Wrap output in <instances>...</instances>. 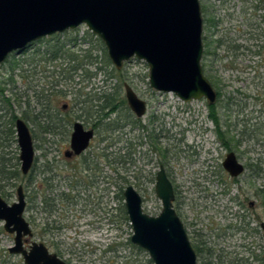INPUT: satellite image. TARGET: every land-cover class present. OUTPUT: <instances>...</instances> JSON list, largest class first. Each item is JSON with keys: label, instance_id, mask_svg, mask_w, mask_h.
I'll return each instance as SVG.
<instances>
[{"label": "rangeland", "instance_id": "obj_1", "mask_svg": "<svg viewBox=\"0 0 264 264\" xmlns=\"http://www.w3.org/2000/svg\"><path fill=\"white\" fill-rule=\"evenodd\" d=\"M200 3L201 63L220 94L214 105L228 146L219 139L206 99L186 102L173 92L155 90L148 64L136 57L118 69L86 25L43 37L0 64V195L11 204L18 187L25 193L27 186L15 114L28 124L35 149L34 239L67 263L154 264L148 251L131 241L123 193L133 185L144 211L158 215L163 206L155 191L156 174L163 166L175 191L174 207L195 250L201 251L198 264H258L255 255L264 249V0ZM126 84L147 104L140 118L126 101ZM106 95L114 103L126 102L106 115L108 109L101 107ZM75 121L98 125L79 161L64 155ZM229 151L246 166L237 181L223 168ZM102 153L107 156H96ZM86 158L95 164L88 192L74 187L73 174ZM56 170L60 187L40 192L45 177ZM81 190L91 194L88 205L75 199ZM62 192L73 202L60 199ZM45 194H58L52 215L41 209ZM245 214L249 233L238 230L246 227ZM13 245L14 234L0 221V264H24L21 255L9 252Z\"/></svg>", "mask_w": 264, "mask_h": 264}, {"label": "water", "instance_id": "obj_2", "mask_svg": "<svg viewBox=\"0 0 264 264\" xmlns=\"http://www.w3.org/2000/svg\"><path fill=\"white\" fill-rule=\"evenodd\" d=\"M81 25L100 37L112 63L120 69L133 57L149 66V83L162 92H173L183 101H217V91L205 76L203 56V16L200 0H0V64L14 51H21L43 37L73 30ZM127 103L140 118L147 110L128 84ZM21 171L27 175L35 160L33 138L28 124L16 119ZM94 136L80 122L74 124L71 146L80 153ZM223 167L232 177L245 166L229 152ZM155 191L162 210L151 215L143 209V197L133 185L124 190L125 208L132 225L131 241L148 251L154 264H198L197 253L174 207L175 192L163 166L156 175ZM18 199L8 203L0 195V221L14 234L9 252L23 257L24 264H69L51 252L33 235L25 218L23 186ZM264 231V223H262Z\"/></svg>", "mask_w": 264, "mask_h": 264}, {"label": "flooded vegetation", "instance_id": "obj_3", "mask_svg": "<svg viewBox=\"0 0 264 264\" xmlns=\"http://www.w3.org/2000/svg\"><path fill=\"white\" fill-rule=\"evenodd\" d=\"M204 51V50H203ZM203 57V56H202ZM202 64V63H201ZM126 97V96H125ZM220 97V94L217 92V100H218V98ZM207 101V100H206ZM67 107V105H65V107L64 108H66ZM76 122H80V121H75L74 123H73V126H72V131H71V135H70V145H69V147H67L66 149H65V152H64V155L67 157V158H69V159H72V160H78L79 161V159L80 158H82L85 154H86V150H88L89 148H90V146H91V143H92V141H93V138L95 137V127L96 126H91V127H88V126H86L83 122H80V123H82L83 124V126H84V129L85 130H93V132H94V136L91 138V140H90V143H89V146L85 149V150H83L82 152H80V153H76V151L72 148V146H71V136H72V133H73V130H74V124L76 123ZM220 130H221V127H220ZM55 131V130H54ZM219 136V135H218ZM219 139L221 140V138H220V136H219ZM229 152H234V151H229ZM228 152V153H229ZM227 153V154H228ZM235 153V152H234ZM105 154L106 153H102V155L100 156V155H96L98 158H100V157H105ZM226 154V155H227ZM236 154V153H235ZM236 156H237V154H236ZM226 158V157H225ZM237 158H238V156H237ZM35 160H36V157H35ZM35 160H34V163H33V166H32V168H31V170H30V172L27 174V186H26V191H25V193H24V195H25V201H26V209H25V218H26V220L29 222V224H30V227H31V229H32V232H33V235L31 236V237H28L27 238V242H26V247H28L29 246V243H31L32 241H36L35 239H34V237H35V233H36V229H35V227L37 226L35 223H34V220H33V215L31 214V211H32V208H33V206H35V204H34V202H35V199L33 198V196H32V194H31V177H32V173H33V171H34V167H35ZM238 160H239V158H238ZM93 161H94V159H93ZM240 161V160H239ZM241 162V161H240ZM244 164V163H243ZM94 165L95 164H93V162L90 160V158H86V159H83V160H80V163H79V165H77V166H75L74 167V177H75V185H74V187H80L81 189H83L84 191H89V189L91 188V187H93L94 186V176H95V170H94ZM98 166V164L96 165V167ZM244 166H245V164H244ZM224 168V167H223ZM103 169V168H102ZM225 169V168H224ZM246 170V166H245V169H244V171ZM228 174H229V172L227 171V170H225ZM244 171L240 174V175H238V176H236V177H232L230 174H229V176L231 177V178H233L235 181H237L238 180V178L241 176V175H243L244 174ZM158 173V172H157ZM60 175H61V173L58 171V170H56V173L55 174H53L51 177H49V176H47V177H45V179L43 180V183L41 184V190H40V192L41 191H43L44 189L45 190H49V189H56L57 188V184H59V183H61V180H60V182L58 181V179H60ZM157 175V174H156ZM168 175V174H167ZM169 177V176H168ZM170 179V178H169ZM55 181V180H57V182L56 183H52L51 181ZM69 185H71V183H68ZM62 185V184H61ZM173 185V184H172ZM59 187H60V184H59ZM175 192V191H174ZM60 195V199H66V201L67 202H73V198L70 196V194H67V193H61V194H59ZM91 195V194H90ZM90 195H88V194H83L82 193V190H81V193H78V195H77V198L75 197V199L77 200V201H80L81 203H83V204H85V205H88L89 203H91L93 200L91 199V196ZM93 198V197H92ZM58 199V194L57 195H55L54 194V197H52L51 195H48V194H45L44 196H43V198H40V202L42 203L41 205H42V207H41V209H42V211H45V212H47V213H49L50 215H52L53 214V212L55 211L54 209H56L57 208V206H58V203H56L55 202V200H57ZM85 205H83V206H85ZM250 205L251 206H253V203L251 202L250 203ZM87 211V210H86ZM86 211H84V212H86ZM177 212V211H176ZM28 213V214H27ZM178 214V213H177ZM27 215H28V217H27ZM247 214H245V217L243 218L244 219V221H245V218H246V222H244V225H246V227H242V226H240L239 228H238V230H243V229H246L247 231H248V233H249V220H248V218H247V216H246ZM180 217V216H179ZM262 223H264V221H261L260 222V228H261V231H262V233H263V237H264V231H263V229H262ZM184 224V223H183ZM47 226H49L50 228H51V226L50 225H47ZM46 225H45V227L44 228H47V229H50L49 227H47ZM46 229V230H47ZM43 232V231H42ZM11 234V233H10ZM204 244H206V243H204ZM194 247V246H193ZM49 249V248H48ZM195 249V248H194ZM50 250V249H49ZM208 250H209V254H211L210 253V249L208 248ZM51 251V250H50ZM196 251V250H195ZM12 254V253H11ZM255 259L258 261V264H264V249H263V253L261 254V255H258V254H256L255 255ZM243 263V262H242ZM215 264V263H214ZM244 264V263H243Z\"/></svg>", "mask_w": 264, "mask_h": 264}, {"label": "trees", "instance_id": "obj_4", "mask_svg": "<svg viewBox=\"0 0 264 264\" xmlns=\"http://www.w3.org/2000/svg\"><path fill=\"white\" fill-rule=\"evenodd\" d=\"M259 8V6H256V10ZM69 31V30H68ZM67 32V31H65ZM64 33V32H63ZM56 34H62V33H56ZM54 35V34H53ZM35 42V41H34ZM34 42H32L31 44H33ZM31 44H29L28 46H30ZM27 46V47H28ZM25 49V48H24ZM22 51V50H21ZM55 54V53H54ZM56 55V54H55ZM54 55V56H55ZM9 57V56H8ZM7 57V58H8ZM2 91L1 87H0V92ZM127 101V100H126ZM125 99L121 100V101H117L114 103V100L112 97L110 96H105V103L103 105H101V107L104 109V108H107L108 109V112L106 113V115H110L111 113L115 112L118 110L119 106H121L122 104H124L125 102ZM208 107H209V117L210 119L215 123L216 125V132L217 134L220 136L221 140L223 141V143L228 146V141L226 140V137L224 136V133L220 130V122H219V118L217 116V112H216V105L214 104H208ZM17 115L13 114V120L17 119ZM97 125V124H96ZM95 125V126H96ZM98 126V125H97ZM48 131H51V129H49ZM14 133V132H13ZM107 155L105 154V157ZM123 212L125 213V218L126 219H129L128 218V214H127V211L125 208H123ZM200 249L196 248V253H199ZM201 252V251H200ZM240 264V263H238ZM243 264V263H241Z\"/></svg>", "mask_w": 264, "mask_h": 264}]
</instances>
